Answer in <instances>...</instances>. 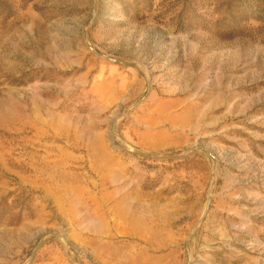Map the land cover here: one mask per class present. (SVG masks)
<instances>
[{
  "label": "rangeland",
  "instance_id": "obj_1",
  "mask_svg": "<svg viewBox=\"0 0 264 264\" xmlns=\"http://www.w3.org/2000/svg\"><path fill=\"white\" fill-rule=\"evenodd\" d=\"M0 264H264V0H0Z\"/></svg>",
  "mask_w": 264,
  "mask_h": 264
}]
</instances>
